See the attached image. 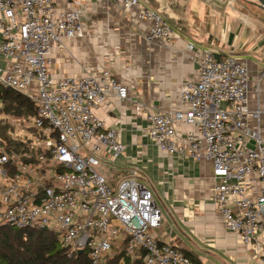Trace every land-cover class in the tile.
<instances>
[{
  "label": "built area",
  "instance_id": "built-area-1",
  "mask_svg": "<svg viewBox=\"0 0 264 264\" xmlns=\"http://www.w3.org/2000/svg\"><path fill=\"white\" fill-rule=\"evenodd\" d=\"M140 16L150 24L146 41L172 44L173 30L160 11L142 8ZM82 36L78 10L58 9L55 0H0V85L24 93L37 110L8 114L0 92V227L53 230L70 255L86 250L90 264H101L119 238L144 264H202L151 234L161 225V209L138 167L113 182L93 167L126 150L121 131L95 111L110 94L123 100L129 91L109 68L79 77L53 74L52 50ZM191 57L198 78L183 82L180 108L147 113L149 136L166 153L212 161L219 213L264 264V187L255 197L247 189L251 181L264 184L262 113L249 106V67L211 50ZM183 125L193 129L182 131Z\"/></svg>",
  "mask_w": 264,
  "mask_h": 264
},
{
  "label": "crops",
  "instance_id": "crops-1",
  "mask_svg": "<svg viewBox=\"0 0 264 264\" xmlns=\"http://www.w3.org/2000/svg\"><path fill=\"white\" fill-rule=\"evenodd\" d=\"M140 1V6L128 7L123 0H55L58 9L80 11L84 36L66 39L64 49L52 50L51 70L57 77H79L109 68L127 86L129 98L112 93L95 112L107 127L121 131L126 145L122 156L109 162L111 176L138 167L141 182L154 194L162 218L151 229L156 239L202 264H262L255 247L227 228L216 207L219 179L212 161L162 151L149 136L147 113L181 107L183 82L199 76L193 54L234 55L249 67V106L261 109L264 140V9L256 0ZM142 8L161 12L173 30L171 45L146 41L150 24L140 16ZM189 43L193 51L187 49ZM263 187L259 180L247 184L252 197ZM260 218L264 228V213Z\"/></svg>",
  "mask_w": 264,
  "mask_h": 264
},
{
  "label": "trees",
  "instance_id": "trees-1",
  "mask_svg": "<svg viewBox=\"0 0 264 264\" xmlns=\"http://www.w3.org/2000/svg\"><path fill=\"white\" fill-rule=\"evenodd\" d=\"M0 92H3V109L6 113L24 116L36 114L34 103L24 93L2 85ZM19 147V144L15 147L12 145L16 152ZM111 179L113 182L115 176H111ZM126 243V239L119 238L118 244L101 264H144L141 259L127 253ZM113 252L114 255L110 257ZM0 264H90V260L86 250L70 255L69 248L58 240L53 230L3 225L0 227Z\"/></svg>",
  "mask_w": 264,
  "mask_h": 264
},
{
  "label": "rangeland",
  "instance_id": "rangeland-1",
  "mask_svg": "<svg viewBox=\"0 0 264 264\" xmlns=\"http://www.w3.org/2000/svg\"><path fill=\"white\" fill-rule=\"evenodd\" d=\"M93 167L99 173L105 175L107 178H109L113 174V172H111V168H110L109 164H107V163H99V164L93 165ZM113 255H114V252L110 255V257Z\"/></svg>",
  "mask_w": 264,
  "mask_h": 264
},
{
  "label": "water",
  "instance_id": "water-1",
  "mask_svg": "<svg viewBox=\"0 0 264 264\" xmlns=\"http://www.w3.org/2000/svg\"><path fill=\"white\" fill-rule=\"evenodd\" d=\"M256 1H257L258 4L264 9V0H256ZM216 57H217L218 59H220L218 55H216ZM81 252H82V251H79V253H81Z\"/></svg>",
  "mask_w": 264,
  "mask_h": 264
}]
</instances>
